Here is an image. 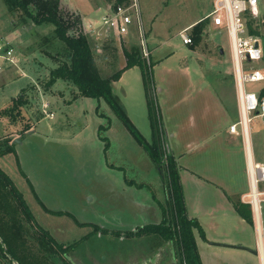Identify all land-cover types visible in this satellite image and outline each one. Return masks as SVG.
<instances>
[{"label": "rangeland", "instance_id": "obj_1", "mask_svg": "<svg viewBox=\"0 0 264 264\" xmlns=\"http://www.w3.org/2000/svg\"><path fill=\"white\" fill-rule=\"evenodd\" d=\"M63 2L67 6L64 10L79 16L80 25L95 53L101 74L109 76L121 68L125 64L122 47L133 44L139 46L138 27L132 25L129 33L120 38L114 33L104 31L100 16L110 8L112 0ZM136 2L144 32L148 30L153 18L157 20L153 30L157 34L154 39L159 43V50L155 56L163 59L154 66L156 81L175 78L180 80L186 77H204L216 81L231 77L225 74L232 70L229 37L225 31L221 32L211 26L203 15L209 10L211 0ZM259 7L263 15L264 0H260ZM200 15L203 16L199 22L207 25L201 42L192 39L190 44H184L179 36L180 32L185 31L191 35L193 27L184 28L179 33L177 31ZM89 24L97 33L90 32ZM50 30L48 26L34 29L17 23V18L8 13L5 4L0 0V39L13 48L16 57V64L12 65L0 60V139H10L16 157L18 158V152L20 154L19 166L13 153L2 156L0 166L22 192L36 221L56 241L64 244L77 241V252L71 257L76 264H117L118 259L128 261L131 254L136 255L131 260L134 264H155L158 251L146 253L152 243L150 238H143L139 242L130 241L111 236L112 232L110 237L87 225L88 220H98L108 228L115 229L112 219L140 216L132 205L133 198L142 202L145 196L150 199L154 194L161 199L165 194L164 187L160 173L146 152L104 100L91 97L72 100V87L63 81H58L45 90L44 84L49 70L55 63L40 51L45 48L42 37ZM259 44L263 57L260 63L264 64V35L259 37ZM102 45H105L107 56L104 55ZM218 45L224 51L223 57L217 50ZM147 47L149 50L148 45ZM148 58L153 60L150 53ZM139 77L137 66L125 69L119 79L114 81V90L127 115L140 133L149 140L147 116L141 107V99L138 100ZM8 82L12 83L7 86ZM263 84L264 82L249 84L248 88L258 90ZM214 87L220 88L219 85ZM183 88L175 86L171 95L180 99L178 95ZM22 89H25L28 101L22 107L24 121L13 125L9 119L2 117L1 111L11 104L13 97L10 98V94L16 91V97ZM152 93L156 96L159 93L156 82H153ZM5 98L8 100L3 102ZM221 99L228 102L223 92ZM192 101L193 99L188 103ZM194 109L195 105L188 106L187 111L191 113ZM185 112L184 108L176 109L171 111L172 116L167 112L160 120L164 129L172 130L176 125L174 144L177 149L184 146L182 141L185 137L191 136L192 132L200 128V122L190 118ZM26 123L31 124V129L28 127L25 130ZM31 130H35V134ZM262 133L264 134V128ZM102 137L107 138V147ZM186 158L192 162L193 153H188ZM240 201L245 204L241 199ZM46 208L50 211H62L63 214H52ZM139 209L140 207L136 210ZM260 218L264 229V202ZM105 220L109 223L106 224ZM87 233H90L89 236L83 238ZM129 243L135 246L134 253L129 252Z\"/></svg>", "mask_w": 264, "mask_h": 264}, {"label": "trees", "instance_id": "obj_2", "mask_svg": "<svg viewBox=\"0 0 264 264\" xmlns=\"http://www.w3.org/2000/svg\"><path fill=\"white\" fill-rule=\"evenodd\" d=\"M1 1L8 13L17 18V23L34 29L46 26L51 29L47 35H43L42 44L45 48L40 51L55 63L49 70L48 79L44 84L45 90L58 81H63L72 87L70 89L72 100L79 97L104 100L148 154L160 173L165 193L163 200L156 198L161 210L160 221L138 226L134 231L126 230L122 234L126 237L148 236L155 245L169 242L177 264H202L194 236V229L203 235L202 228L198 220L189 217L186 212L178 164L168 147L166 133L160 121L162 118L160 109L152 93L154 63L142 55L140 46L124 45L122 52L125 64L109 76L102 75L89 39L80 25L79 16L64 10L67 6L63 5V0ZM130 1L112 0L110 6L127 5ZM204 26L200 22L192 26L191 40L200 41ZM248 27L250 32L264 35V13L258 18L250 19ZM102 50L105 53V45H102ZM104 55L107 56L106 53ZM134 66L140 69L145 89L151 128L150 141L145 139L131 121L113 89V82L119 79L121 73ZM25 94V89H22L19 95L11 98V104L1 111L2 117L9 119L13 125L24 121L22 107L28 102ZM262 94L264 95V86L261 89ZM30 125L26 123L25 130L30 128ZM102 139L105 140L107 147L109 144L107 138ZM8 153L15 155L19 166L10 139H0V157ZM241 204L236 205L237 212L248 222H252L249 204L244 206ZM46 211L55 215L63 214L62 211H50L47 208ZM93 230L100 231L106 236H110L111 232V236L121 234L120 231L100 227ZM76 244L77 241L69 244L56 241L52 234L36 221L22 192L0 166V264H76L71 258L73 253L77 252Z\"/></svg>", "mask_w": 264, "mask_h": 264}, {"label": "crops", "instance_id": "obj_3", "mask_svg": "<svg viewBox=\"0 0 264 264\" xmlns=\"http://www.w3.org/2000/svg\"><path fill=\"white\" fill-rule=\"evenodd\" d=\"M213 1L214 0H211L209 10L203 15L204 18L209 20L210 25L216 28L212 24L211 19L207 17L212 9ZM203 15L187 23L183 28L179 29L177 33L184 28L192 27L198 23L200 17ZM147 20L146 17L145 21ZM156 23L157 20L153 18L150 22V26H148V30L145 32L146 44L149 46L150 57L152 56V62L154 63L153 70L154 66L160 64L163 59L161 57L156 58L155 56L159 50V43L154 39V37L157 36L153 30ZM206 27L207 25L205 24L202 33ZM258 36L260 37V35ZM201 40L202 35L200 42ZM191 49L193 50L192 47ZM229 49L232 61L230 41ZM217 50L220 56L223 57L224 51L222 47L218 45ZM260 66L264 70V64ZM138 70L140 76V86H138L137 89L138 100L139 98L141 99L143 104L141 107L145 112L144 115L147 116V123L149 124L145 89L140 69L138 68ZM233 71L234 67L232 61L231 73L224 72L225 74L231 75V77L220 78L219 80L216 79V81L204 77L196 79L186 77L180 80L177 78L161 79L160 81H156L153 73V82L158 83L159 93L157 96L155 95V97L161 117L162 115L165 116L167 112L172 116L171 111L184 108L187 116L194 120L197 119L198 122H200V128L195 130L194 133L192 132L191 136L185 137L186 139L182 141L184 148L180 146V148L177 149L174 144L177 135L175 130L176 125L172 130L170 128L164 130L168 147L178 164L186 212L189 217L196 218L202 228L203 235H201L199 230L194 229L196 245L202 264H264V229L262 224L260 223L259 227L255 226L251 207H249V209L251 210L252 222H248L243 218L236 209V205H240L241 203V197L249 191V180L247 175L248 165H264V134L262 133L264 120L254 118L260 121H255L253 119L249 123L248 138L246 141L241 135L239 126H237V131L235 133L229 131V126L237 122L239 118L237 90ZM11 83L8 82L6 85L8 86V84ZM218 85L220 88L216 89L214 86L217 87ZM175 86L184 87L181 94L178 95V97H181L180 99L171 95L172 92H174ZM15 92L10 94L9 97H14ZM222 92L228 99L227 103H225L224 99H221ZM191 99H193L192 103H188ZM3 100V102H6L8 98ZM226 104H228V106H226ZM192 105L196 106V109H194L196 112L193 111L188 113V106ZM134 125L136 126L135 123ZM204 125L208 127L201 128V126L204 127ZM31 131L35 134V130ZM145 139L148 140L146 137ZM191 152L193 153L192 162L186 158L188 157V153ZM1 158L2 156L0 159ZM19 158L20 154L18 152V159ZM131 181L137 183L132 179ZM261 185L262 189H264V183ZM148 186L150 188V185ZM156 198L154 194L150 197L151 201H149L150 199L147 196L143 198L142 202L140 199L133 198L134 203H132V205L140 216L112 219L115 222V229L112 230L121 232L117 237L138 242L142 241L143 238L145 240L148 236L126 237L122 233L126 230L134 231L136 227L147 223H157L160 221L161 210L159 209ZM157 199L163 200L164 195L161 199ZM245 204L241 205L244 206ZM138 207H140V209L136 210ZM99 222L98 220H88L87 225H91L93 229H95V227L110 229L104 223ZM105 222L107 224L108 221L105 220ZM132 243L128 244L130 246V253H134L136 250ZM238 246H245L251 250H245ZM154 251H158V256L156 257L157 263L155 264H177V260L173 255L172 246L169 242H160L155 245L152 241L146 253L151 254ZM141 255H144V253ZM104 256H102V258H104ZM134 256L136 255H129L128 261L118 259L117 264H134L133 261H131ZM130 261L131 263H129Z\"/></svg>", "mask_w": 264, "mask_h": 264}, {"label": "built area", "instance_id": "obj_4", "mask_svg": "<svg viewBox=\"0 0 264 264\" xmlns=\"http://www.w3.org/2000/svg\"><path fill=\"white\" fill-rule=\"evenodd\" d=\"M260 0H214L208 18L220 31H225L229 37L234 67V80L237 90L239 118L229 126L230 132H236L237 126L241 129V135L246 141L248 138V125L254 118L264 120V95L261 89L252 90L249 84L264 82V70L259 62L262 60V49L259 44V36L250 32L248 21L260 16ZM105 10L100 16L101 23L106 33H114L120 38L129 33L131 26L135 24L139 29V46L142 55L149 57L146 44V36L143 31L136 0L129 4L117 5ZM133 13V17H132ZM90 32L97 33L92 25H88ZM180 38L184 44L192 42L190 35L185 31L180 32ZM13 48L0 39V60L8 65L16 64ZM2 64H0V69ZM247 175L249 191L241 197V200L250 205L255 226L261 223V208L264 202V189L260 185L264 183V165H248Z\"/></svg>", "mask_w": 264, "mask_h": 264}, {"label": "water", "instance_id": "obj_5", "mask_svg": "<svg viewBox=\"0 0 264 264\" xmlns=\"http://www.w3.org/2000/svg\"><path fill=\"white\" fill-rule=\"evenodd\" d=\"M231 246H234V245H231ZM238 247H240V248H242V249H245V250H251V249H249V248H247V247H245V246H238Z\"/></svg>", "mask_w": 264, "mask_h": 264}]
</instances>
